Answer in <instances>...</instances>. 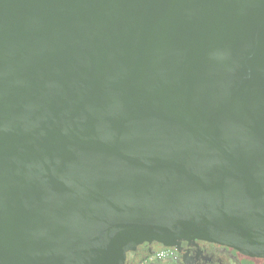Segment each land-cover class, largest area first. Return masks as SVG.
Instances as JSON below:
<instances>
[{"label":"water","instance_id":"1","mask_svg":"<svg viewBox=\"0 0 264 264\" xmlns=\"http://www.w3.org/2000/svg\"><path fill=\"white\" fill-rule=\"evenodd\" d=\"M180 239L264 260V0H0V264Z\"/></svg>","mask_w":264,"mask_h":264},{"label":"flooded vegetation","instance_id":"2","mask_svg":"<svg viewBox=\"0 0 264 264\" xmlns=\"http://www.w3.org/2000/svg\"><path fill=\"white\" fill-rule=\"evenodd\" d=\"M165 248L170 249V254L149 260L156 251ZM137 251L128 255L126 264H264L263 259L248 257L230 247L194 239H180L172 247L144 243Z\"/></svg>","mask_w":264,"mask_h":264},{"label":"built area","instance_id":"3","mask_svg":"<svg viewBox=\"0 0 264 264\" xmlns=\"http://www.w3.org/2000/svg\"><path fill=\"white\" fill-rule=\"evenodd\" d=\"M170 254V249H160L156 251L149 260L161 259Z\"/></svg>","mask_w":264,"mask_h":264}]
</instances>
